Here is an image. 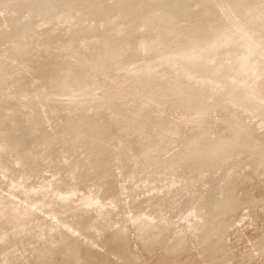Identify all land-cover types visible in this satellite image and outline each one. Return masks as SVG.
I'll list each match as a JSON object with an SVG mask.
<instances>
[{
	"label": "rangeland",
	"instance_id": "374dc122",
	"mask_svg": "<svg viewBox=\"0 0 264 264\" xmlns=\"http://www.w3.org/2000/svg\"><path fill=\"white\" fill-rule=\"evenodd\" d=\"M0 264H264V0H0Z\"/></svg>",
	"mask_w": 264,
	"mask_h": 264
}]
</instances>
